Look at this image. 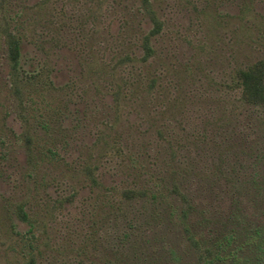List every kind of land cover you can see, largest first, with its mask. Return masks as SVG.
<instances>
[{"label":"rangeland","instance_id":"374dc122","mask_svg":"<svg viewBox=\"0 0 264 264\" xmlns=\"http://www.w3.org/2000/svg\"><path fill=\"white\" fill-rule=\"evenodd\" d=\"M149 1L0 0V264H264V0Z\"/></svg>","mask_w":264,"mask_h":264},{"label":"trees","instance_id":"16d2710c","mask_svg":"<svg viewBox=\"0 0 264 264\" xmlns=\"http://www.w3.org/2000/svg\"><path fill=\"white\" fill-rule=\"evenodd\" d=\"M142 5L144 7L146 16L153 23V27L146 35H144L142 41V48L145 52V56H148L153 52L150 39L159 32L161 28V22L156 17L149 0H142ZM6 36L8 40V58L11 64L10 67L12 74L16 76L21 50L20 41L19 38L11 31H7ZM239 79L241 81L242 93L246 100L254 103L264 102V59L249 66L247 69L241 70ZM12 85L16 86L15 79L12 81ZM22 215L23 218L26 217L24 213Z\"/></svg>","mask_w":264,"mask_h":264}]
</instances>
